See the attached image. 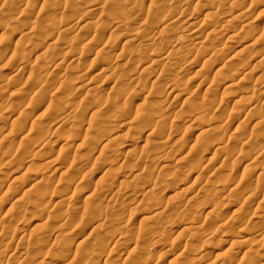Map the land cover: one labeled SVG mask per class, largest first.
I'll list each match as a JSON object with an SVG mask.
<instances>
[{"label":"rangeland","instance_id":"374dc122","mask_svg":"<svg viewBox=\"0 0 264 264\" xmlns=\"http://www.w3.org/2000/svg\"><path fill=\"white\" fill-rule=\"evenodd\" d=\"M0 23V264L264 260V0H0Z\"/></svg>","mask_w":264,"mask_h":264},{"label":"bare ground","instance_id":"6f19581e","mask_svg":"<svg viewBox=\"0 0 264 264\" xmlns=\"http://www.w3.org/2000/svg\"><path fill=\"white\" fill-rule=\"evenodd\" d=\"M19 1V0H18ZM31 3V2H30ZM51 6V5H50ZM181 11V10H180ZM54 12V11H53ZM53 12H50V13H46L44 16L45 17H51V15L52 16H55L54 14H52ZM89 12V11H88ZM213 12V11H212ZM44 13H45V11H44ZM55 13V12H54ZM208 14H206V15H208V16H210V15H212V13L211 12H207ZM89 15H90V13H89ZM205 15V16H206ZM8 17V19H9V14H7V16L5 15V18H7ZM124 17V16H123ZM239 17V16H238ZM52 18V17H51ZM51 18H49V19H51ZM54 18V17H53ZM52 18V19H53ZM176 19H177V17H176ZM205 19V18H204ZM208 19V18H207ZM6 20V19H5ZM172 21V23H173V20H171ZM170 21V22H171ZM201 21V20H200ZM209 21V20H208ZM4 22V21H3ZM2 21H1V23H3ZM175 22V21H174ZM177 22H178V20H177ZM0 23V24H1ZM120 23V22H119ZM61 24V23H60ZM188 24H190V23H188ZM2 25H4V24H2ZM191 25V24H190ZM197 25V24H196ZM193 26V25H192ZM187 27H188V25H187ZM190 27V26H189ZM198 27H199V25H198ZM194 28L195 27H192V30H194ZM213 28V27H212ZM227 28V27H226ZM186 29V28H185ZM214 29V28H213ZM184 30V29H183ZM196 30V29H195ZM210 30H211V28H210ZM210 30L208 31V33L210 32ZM229 30V29H228ZM184 31H186V30H184ZM198 31H200V30H198ZM212 31V30H211ZM214 31V30H213ZM125 32V31H124ZM192 32L193 31H191V30H188L187 31V33H188V35H191L192 34ZM199 33V32H198ZM126 34V33H125ZM6 36V35H5ZM217 36V35H216ZM181 38V37H180ZM190 38V40L192 39L191 37H189ZM188 38V39H189ZM194 38V37H193ZM196 38V37H195ZM195 38L193 39V40H195ZM217 38V37H216ZM216 38H215V40H216ZM219 39V38H218ZM220 40V39H219ZM34 41V40H33ZM184 41H186L187 42V39L186 40H184ZM192 41V40H191ZM217 41V40H216ZM151 44V43H150ZM155 45V44H154ZM218 45V44H217ZM150 46V45H149ZM186 46V45H185ZM185 46H183V48H185ZM189 46V45H188ZM147 47V46H146ZM203 47V46H202ZM150 48V47H149ZM154 48H155V46H154ZM158 48V47H157ZM183 48H181V49H183ZM159 49V48H158ZM243 50V49H242ZM245 50V49H244ZM153 51V50H152ZM179 51V53L180 52H182V50H178ZM178 51L176 52V53H178ZM170 51H168V54H169V56H170V54H171V56H172V53L170 52ZM173 52V51H172ZM54 53V52H53ZM183 53V52H182ZM181 53V54H182ZM174 54V53H173ZM176 55H178V54H176ZM183 55V54H182ZM25 56V55H24ZM25 57H27V56H25ZM179 57H180V55H179ZM235 57V56H234ZM181 58V57H180ZM183 58H185L184 56H183ZM79 59V58H78ZM162 59V58H161ZM161 59L160 60H158V61H156V62H159L160 61V63H161ZM128 60H130V59H128ZM163 60V59H162ZM63 62V61H62ZM132 62H133V60H132ZM155 62V63H156ZM246 62V61H245ZM126 63H130L129 61H126ZM154 63V62H153ZM159 63V64H160ZM124 65H126L125 63H124ZM129 65V64H128ZM262 66V65H261ZM9 67V66H8ZM45 68V67H44ZM136 69V68H135ZM217 72H219V70L217 71ZM30 73H32V71L30 72ZM84 74V73H83ZM37 75V74H36ZM53 76V74H51V72L47 75V77H52ZM12 77V76H11ZM10 77V78H11ZM32 77V76H31ZM81 77V76H80ZM134 77V76H133ZM8 78V77H7ZM9 78V79H10ZM29 78V77H28ZM4 79V78H3ZM27 80H30V79H27ZM7 81V80H6ZM38 82V81H37ZM30 83V82H29ZM63 83V82H62ZM236 83V82H235ZM173 86V85H172ZM230 86V85H229ZM77 87H79V86H77ZM127 87V86H126ZM177 87V86H176ZM88 88H90V87H88ZM178 88H180V87H178ZM120 90V89H119ZM181 90V89H180ZM129 91V90H128ZM177 91H179V90H177ZM169 93L170 92H167L166 93V95H165V97L167 96L168 97V95H169ZM99 95V94H98ZM97 102V101H96ZM207 103V102H206ZM95 104V103H94ZM153 107V106H152ZM195 107V106H194ZM96 108V107H95ZM94 112V111H93ZM117 115V114H116ZM148 115V114H147ZM159 116V115H158ZM107 117V116H106ZM105 117V118H106ZM113 117V116H112ZM161 118V117H160ZM159 118V119H160ZM111 119V118H110ZM163 119V118H162ZM161 119V120H162ZM95 120V119H94ZM166 120V119H165ZM64 120H62V122H63ZM35 122V121H34ZM154 122V121H153ZM157 122V121H156ZM159 123L161 122L160 120L158 121ZM163 122V121H162ZM70 123V122H69ZM34 124V123H33ZM34 125H36V124H34ZM157 125V124H156ZM160 125H161V123H160ZM159 125V126H160ZM58 126H59V124H58ZM31 127V126H30ZM88 127V126H87ZM162 127V126H161ZM102 128V127H101ZM41 129V128H40ZM132 129V128H131ZM209 129H211V128H209ZM32 130H35V131H37V129L36 128H34V126H32L31 128H30V130H29V132H31ZM35 131H33V132H35ZM42 131V130H41ZM205 131V130H204ZM210 131V130H209ZM8 132V131H7ZM16 132V131H15ZM43 132V131H42ZM36 133V132H35ZM28 134H30V133H28ZM37 134V133H36ZM41 134V133H40ZM12 135V134H11ZM32 135H33V133H32ZM45 135H46V133H45ZM50 135V134H49ZM102 135V134H101ZM3 136V135H2ZM13 136V135H12ZM15 136V135H14ZM31 136V135H30ZM54 136V135H53ZM84 136V135H83ZM98 136V135H97ZM103 136H105V135H103ZM102 136V137H103ZM7 137H9V136H7ZM23 137V136H22ZM71 137V136H70ZM6 138V137H5ZM26 138V137H25ZM24 137L22 138V139H25ZM46 138V137H45ZM48 138H49V136H48ZM13 139V138H12ZM31 139V138H30ZM3 140V139H2ZM29 140V139H28ZM93 140V139H92ZM114 140V139H113ZM113 140H112V142H113ZM15 141V140H14ZM46 141H48V140H46ZM80 141V140H79ZM30 142H31V140H30ZM50 142V141H49ZM74 142V141H73ZM73 142L71 143V144H73ZM37 143V142H36ZM29 144V143H28ZM48 144V143H47ZM55 145V144H54ZM94 145V144H93ZM103 145H107L106 143H104ZM30 146H31V144H30ZM23 147V146H22ZM27 147H28V145H27ZM33 147V146H32ZM68 147H69V145H66V146H64V148H67L68 149ZM25 148V147H24ZM148 148V147H147ZM229 148V147H228ZM27 148H25V150H26ZM66 149V150H67ZM110 149V148H109ZM220 149H221V147H220ZM227 149V148H226ZM65 150V149H64ZM65 150V151H66ZM153 150V149H152ZM256 150H257V147H256ZM170 151V150H169ZM226 151V150H225ZM246 151V150H245ZM49 152V151H48ZM62 152V151H61ZM261 152V151H260ZM60 153V152H59ZM259 153V152H258ZM257 153V154H258ZM62 154V153H61ZM244 154H246V153H244ZM58 155H60V154H58ZM242 155V154H241ZM7 156V155H6ZM230 157V156H229ZM245 157V156H244ZM161 158V157H160ZM45 161V160H44ZM74 163V162H73ZM45 164V163H44ZM43 164V165H44ZM235 164V163H234ZM41 165V164H40ZM167 166V165H166ZM163 167V166H162ZM40 168V167H39ZM42 168V167H41ZM150 168H151V166H150ZM166 168V167H165ZM193 170V169H192ZM243 175V174H242ZM240 176L241 178H240V181H242V180H244V179H246L247 177L246 176ZM260 175V174H259ZM225 176V175H224ZM227 177V176H226ZM198 178H199V176H198ZM258 179V178H257ZM255 181V180H254ZM257 182H258V180H256ZM255 181V182H256ZM109 185V184H108ZM237 185V184H236ZM257 189V188H256ZM84 190V189H83ZM95 190V189H94ZM108 190V189H107ZM254 190V189H253ZM114 192V191H113ZM253 193V192H252ZM242 194V193H241ZM251 194V193H250ZM249 196V195H248ZM65 199V198H64ZM64 199H61V200H64ZM102 199V198H101ZM109 201V200H108ZM145 201H147V200H145ZM58 204V203H57ZM62 204V203H61ZM139 206V205H138ZM21 211V210H20ZM213 211V210H212ZM29 213V212H28ZM72 213V212H71ZM27 214V213H26ZM157 214V213H156ZM20 215V214H19ZM179 215V214H178ZM23 216V215H22ZM74 216V215H73ZM154 216V215H153ZM156 216V215H155ZM181 217V216H180ZM152 218V217H151ZM261 218V217H260ZM15 219V218H14ZM51 219V218H50ZM147 219H149V218H147ZM68 221V220H67ZM159 221V220H158ZM70 222V221H69ZM156 222V221H155ZM96 226V225H95ZM188 229V228H187ZM154 230V229H153ZM58 236V235H57ZM262 237V236H261ZM110 238V237H109ZM22 239V238H21ZM57 240V239H56ZM19 243V242H18ZM41 244V243H40ZM260 244V243H259ZM32 245V244H31ZM237 245H239V243L237 244ZM120 246V245H119ZM124 246V245H123ZM254 248V247H253ZM260 249V248H259ZM132 252V251H131ZM95 255V254H94ZM1 256V255H0ZM3 256V255H2ZM244 256H245V254H244ZM24 257V256H23ZM161 257V256H160ZM233 261V260H232ZM21 262V261H20ZM192 264V263H191ZM259 264H264V260H261L260 262H259Z\"/></svg>","mask_w":264,"mask_h":264}]
</instances>
